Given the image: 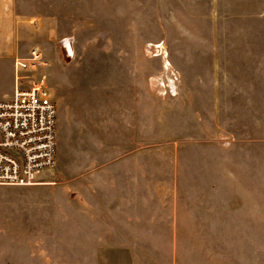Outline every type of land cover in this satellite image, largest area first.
Segmentation results:
<instances>
[{"label": "rangeland", "instance_id": "374dc122", "mask_svg": "<svg viewBox=\"0 0 264 264\" xmlns=\"http://www.w3.org/2000/svg\"><path fill=\"white\" fill-rule=\"evenodd\" d=\"M20 7L54 14L58 36L76 40H50L49 67L30 74L37 80L50 69L57 164L39 185L0 186V260L264 264V0H21ZM69 48L78 53L73 68ZM140 67L149 82V193L113 201L90 231L79 218L85 121L69 112L90 111L93 144L116 147L133 133L114 85ZM103 78L110 89L100 94ZM116 157L95 152L87 161L94 169Z\"/></svg>", "mask_w": 264, "mask_h": 264}, {"label": "crops", "instance_id": "0c3cea01", "mask_svg": "<svg viewBox=\"0 0 264 264\" xmlns=\"http://www.w3.org/2000/svg\"><path fill=\"white\" fill-rule=\"evenodd\" d=\"M20 2L21 0H0V102L13 98L17 86V63L29 59L32 49L36 48L41 52L45 63L44 70L49 67L50 62L46 60L43 48L50 43V40H56V38L67 42L76 40L70 34L58 36L59 18L57 16L24 13L21 10ZM67 52L71 58L69 65H72L73 68L78 53L76 48H69ZM116 57L124 58L119 54ZM140 68L142 72H138V76H134L136 78H126V81L119 82L121 78L118 77L117 83L114 85V88L125 94L119 103V109L121 114L126 116L127 132L132 131L133 133L132 136L126 134L124 140L121 139L116 147H111V152L116 153L118 157L108 158L101 163L100 167L96 164L93 169L89 165L90 162L87 161L91 154L95 152L110 154L111 152L105 142L101 147L93 144L92 134L89 130L94 126L95 119L90 111H84L82 115L75 110L69 112L71 115L76 114L83 117L85 121L83 136L81 135V141L84 142L79 151L82 157H80L78 187L80 198L84 202V204L80 203L79 218L81 226L90 231L97 227L100 218L108 217V211L113 201L133 200L128 196L130 192L134 194L136 189L138 192H142L143 197L149 193L151 151L149 82L144 80L145 69ZM49 70H47L46 76ZM74 72L76 71L74 70ZM74 72L71 71L72 74ZM127 73L120 74V77L127 76ZM116 74L118 75L117 71ZM77 75L76 81L78 79V82L81 83L80 74ZM106 84V79L103 78L99 83L97 93L101 92L100 94H102L109 90L110 87ZM128 90L136 91L133 100L125 98L128 97L126 95L128 92L124 93L123 91ZM90 105H94V101ZM56 106L58 139L60 114L58 105L56 104ZM0 264L7 263L0 260Z\"/></svg>", "mask_w": 264, "mask_h": 264}, {"label": "built area", "instance_id": "2783aa9c", "mask_svg": "<svg viewBox=\"0 0 264 264\" xmlns=\"http://www.w3.org/2000/svg\"><path fill=\"white\" fill-rule=\"evenodd\" d=\"M45 67L41 52L17 63L12 99L0 102V186L39 185V177L57 162V106L45 77L30 74Z\"/></svg>", "mask_w": 264, "mask_h": 264}]
</instances>
